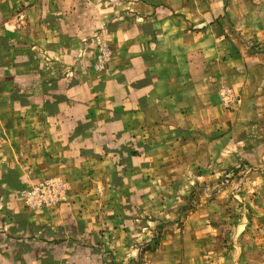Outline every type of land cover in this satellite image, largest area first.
<instances>
[{
	"label": "crops",
	"instance_id": "0c3cea01",
	"mask_svg": "<svg viewBox=\"0 0 264 264\" xmlns=\"http://www.w3.org/2000/svg\"><path fill=\"white\" fill-rule=\"evenodd\" d=\"M225 86L241 99L224 112ZM209 140L219 163L258 143L246 186L264 206V0H0V264H106L118 250L97 243L128 220L113 208ZM53 177L66 200L28 207Z\"/></svg>",
	"mask_w": 264,
	"mask_h": 264
},
{
	"label": "rangeland",
	"instance_id": "374dc122",
	"mask_svg": "<svg viewBox=\"0 0 264 264\" xmlns=\"http://www.w3.org/2000/svg\"><path fill=\"white\" fill-rule=\"evenodd\" d=\"M225 89L235 96L230 109L223 105ZM219 98L224 112L232 111L241 99L229 86L219 91ZM249 130L246 127L245 134ZM253 131L258 133L255 127ZM248 136L258 139L252 131ZM219 146L210 140L202 145L208 152V160L202 163L196 153L188 152L185 157L157 159L155 183L153 191H147V200L113 208V217L128 220L121 224V238L105 236L97 243L118 250L107 256L106 264H117V258L122 264H264V206L253 205L254 196L263 200L262 192L253 193L246 186L258 143L249 144L242 155L225 158L223 163L214 158ZM225 146L230 152H239L230 143ZM200 165L205 167V175L198 174ZM145 183L149 182L145 179Z\"/></svg>",
	"mask_w": 264,
	"mask_h": 264
},
{
	"label": "built area",
	"instance_id": "2783aa9c",
	"mask_svg": "<svg viewBox=\"0 0 264 264\" xmlns=\"http://www.w3.org/2000/svg\"><path fill=\"white\" fill-rule=\"evenodd\" d=\"M110 50L106 46L100 47L98 65L108 62ZM222 101L226 109H230L235 102L232 91H222ZM26 205L33 209H43L58 206L67 198V184L59 178L48 179L22 193Z\"/></svg>",
	"mask_w": 264,
	"mask_h": 264
}]
</instances>
